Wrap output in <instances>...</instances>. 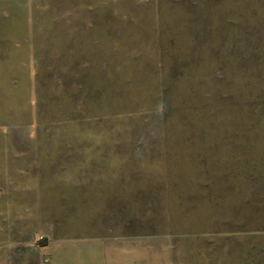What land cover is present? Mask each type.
Wrapping results in <instances>:
<instances>
[{
    "label": "rangeland",
    "instance_id": "1",
    "mask_svg": "<svg viewBox=\"0 0 264 264\" xmlns=\"http://www.w3.org/2000/svg\"><path fill=\"white\" fill-rule=\"evenodd\" d=\"M0 264H264V0H0Z\"/></svg>",
    "mask_w": 264,
    "mask_h": 264
}]
</instances>
